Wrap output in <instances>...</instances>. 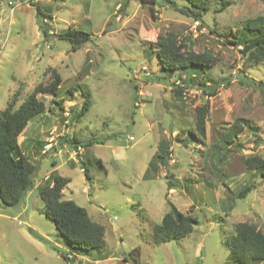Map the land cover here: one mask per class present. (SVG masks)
<instances>
[{
	"label": "rangeland",
	"instance_id": "1",
	"mask_svg": "<svg viewBox=\"0 0 264 264\" xmlns=\"http://www.w3.org/2000/svg\"><path fill=\"white\" fill-rule=\"evenodd\" d=\"M230 1L218 11L221 0H211L199 21L158 0H0V111L13 99L17 108L36 86L50 84L54 72L62 79L56 93L38 94L46 108L18 138L37 171L19 205L0 200V264H135L124 258L131 251L140 264H235L225 241L236 224L264 231V178L244 162L249 155L264 158V91L240 81L245 73L264 84V62L246 63L242 46L227 40L246 19L264 15V0ZM38 11L54 35H43ZM66 29L90 39L74 49L55 36ZM169 31L195 52L217 57L207 74L166 73L156 55L148 56L150 43ZM195 76L219 83L216 93L191 86ZM91 82H115L122 102L106 114L95 110ZM77 85L90 93L82 114L84 95L70 91ZM206 102L205 136L191 141L196 108ZM237 118L256 128L245 126L232 150L217 154L216 144ZM75 138L81 150L68 142ZM93 138L104 142L88 145ZM163 139L171 141L169 164L153 168ZM82 161L90 162V179ZM54 170L71 179L63 198L105 227L101 256L95 250L78 254L74 263L63 257L74 253L38 193ZM169 181L178 186L169 188ZM246 185L245 197L236 198ZM171 203L197 223L187 237L156 244L153 227Z\"/></svg>",
	"mask_w": 264,
	"mask_h": 264
},
{
	"label": "trees",
	"instance_id": "2",
	"mask_svg": "<svg viewBox=\"0 0 264 264\" xmlns=\"http://www.w3.org/2000/svg\"><path fill=\"white\" fill-rule=\"evenodd\" d=\"M158 1H163L199 21L203 20V14L210 10L211 6V0H182L184 2L181 3L177 0ZM150 2L155 3L156 0H150ZM230 4V0H221L218 11H223ZM46 17L42 11L37 12V24L43 35L48 37L54 34L50 33L51 28ZM55 36L60 40L70 42L74 49L90 39L89 33L73 29H66ZM233 38L227 40L232 44L242 46L241 52L246 63L252 65L264 62V15L246 19L242 28L233 32ZM149 46L147 49L148 56L156 55L160 61L162 71L166 73L191 70L195 74L201 72L207 74L210 66L216 62L217 58L210 51L195 52L188 48L186 40L179 38L178 33L174 31L158 35L157 40L151 42ZM61 80V76L54 72V79L50 84L36 86L17 108L15 107V99H13L0 111V200L5 205H19L34 185L37 167L30 160V157L21 150L18 138L28 123L46 108L45 101L40 99L38 94L56 93ZM240 81L243 84L259 85L264 91L262 82H256L245 73L241 75ZM190 84L209 95H214L219 86V83H208L205 80L197 81L196 76L195 78L191 77ZM77 89L84 95L80 112L82 114L90 108V93L81 85H77V88L74 87L70 91ZM60 104L63 107L62 101ZM208 112L207 102L196 108L195 129L188 132L191 141L197 142L200 140L198 134L205 136ZM245 126L250 130L256 128L249 120L235 119L233 125L226 129L224 135L219 139V143L216 144V153H224L225 155L232 150L231 144L245 130ZM65 140L67 141L66 138ZM68 142L75 147L81 145L76 138ZM103 142L99 138H93L88 141V145ZM170 146L171 141L169 139L161 141L159 149L154 155L153 168L158 163L164 167L168 166ZM218 158L221 159L222 155H218ZM244 162L248 169L256 170L264 178V158L254 154L247 156ZM89 164L90 162L82 161V169L87 179L91 178ZM171 176L173 175L167 174V177ZM70 181L69 177L63 176L54 170L47 177L46 182L38 188V193L44 202L45 215L55 224L58 234L70 248V252L74 253L72 257L68 254H62L63 257L68 262L74 263L78 254L88 255L95 250L101 256L103 249L106 247V240L105 227L93 220L86 208L72 199L63 198V190ZM168 186L173 188L178 185L173 181H169ZM249 189L250 186L246 185L234 195L236 198H243ZM196 223L195 216L180 211L171 203L161 222L153 227L152 240L154 243L160 244L185 238L192 232ZM225 244L229 250L230 258L235 264H264V231L256 225L248 222H238L234 234L226 239ZM134 254V251H131L124 258L135 264H140L139 259Z\"/></svg>",
	"mask_w": 264,
	"mask_h": 264
},
{
	"label": "clouds",
	"instance_id": "3",
	"mask_svg": "<svg viewBox=\"0 0 264 264\" xmlns=\"http://www.w3.org/2000/svg\"><path fill=\"white\" fill-rule=\"evenodd\" d=\"M90 86L95 100L93 107L102 114H106L109 108L115 110L116 105L122 102V97L115 82H91Z\"/></svg>",
	"mask_w": 264,
	"mask_h": 264
},
{
	"label": "built area",
	"instance_id": "4",
	"mask_svg": "<svg viewBox=\"0 0 264 264\" xmlns=\"http://www.w3.org/2000/svg\"><path fill=\"white\" fill-rule=\"evenodd\" d=\"M45 147H46V149H50V148H52L53 145H52L51 141L48 142V143H46V144H45ZM77 149H78V150H81V146H78Z\"/></svg>",
	"mask_w": 264,
	"mask_h": 264
}]
</instances>
